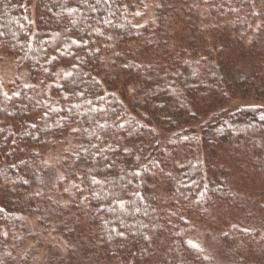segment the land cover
<instances>
[{"label": "trees", "instance_id": "1", "mask_svg": "<svg viewBox=\"0 0 264 264\" xmlns=\"http://www.w3.org/2000/svg\"><path fill=\"white\" fill-rule=\"evenodd\" d=\"M264 264V0H0V264Z\"/></svg>", "mask_w": 264, "mask_h": 264}, {"label": "rangeland", "instance_id": "2", "mask_svg": "<svg viewBox=\"0 0 264 264\" xmlns=\"http://www.w3.org/2000/svg\"><path fill=\"white\" fill-rule=\"evenodd\" d=\"M40 264V263H39Z\"/></svg>", "mask_w": 264, "mask_h": 264}]
</instances>
